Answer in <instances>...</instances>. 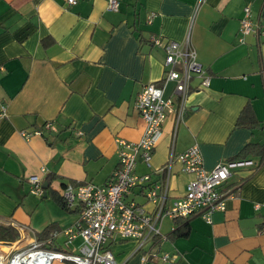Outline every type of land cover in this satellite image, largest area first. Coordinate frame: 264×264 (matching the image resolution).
I'll return each mask as SVG.
<instances>
[{
	"label": "crops",
	"instance_id": "obj_1",
	"mask_svg": "<svg viewBox=\"0 0 264 264\" xmlns=\"http://www.w3.org/2000/svg\"><path fill=\"white\" fill-rule=\"evenodd\" d=\"M194 2L119 0L114 11L106 0H0V249L24 247L75 222L78 208L59 201L67 181L103 184L112 176L116 138L136 141L144 129L137 93L163 75L165 54L150 36L182 42ZM245 5L264 25V0H206L200 7L190 40L209 84L192 78L183 118L175 124L168 114L150 166L140 157L135 166L136 173L161 179L155 168L193 144L207 169L244 159L219 187L232 192L226 208L214 211L210 222L190 217L183 235L170 236L177 223L164 219L166 238L158 248L171 253L170 261L143 262L133 239L110 241L119 264H264V33L238 40ZM149 11L155 16L147 23ZM172 89L170 81L164 96L174 98ZM245 109L252 125L237 124ZM46 120L51 127L42 134H20ZM171 169L169 194L180 197L192 174L178 161ZM30 174L47 182L45 195L30 192ZM142 194L135 187L126 199L149 207ZM63 238L59 233L57 247ZM80 241L77 236L73 244Z\"/></svg>",
	"mask_w": 264,
	"mask_h": 264
},
{
	"label": "built area",
	"instance_id": "obj_2",
	"mask_svg": "<svg viewBox=\"0 0 264 264\" xmlns=\"http://www.w3.org/2000/svg\"><path fill=\"white\" fill-rule=\"evenodd\" d=\"M65 1L67 4L76 2ZM205 2L195 0L182 42L168 39L160 33L151 34L152 44L161 47L165 54L163 75L160 82L146 83L137 93L135 106L144 121V129L136 141L116 138L119 162L112 176L103 184L67 181L60 194L68 208H78L75 222L61 232L51 229L45 237L33 238L24 247L0 249V264H51L54 260H68L75 264H119L109 242L123 238L134 240V251L140 252L143 262L170 261L173 258L171 253L158 248L159 242L166 238L161 233L164 219L173 221L199 215L210 222L214 211L226 208L225 200L232 192L219 187L232 174L231 168L247 162L244 159L222 160L207 169L198 145L193 144L182 152L170 153L167 160L155 168V174L162 176L161 179H153L151 173L135 172L138 157L150 166L152 151L163 133L162 125L168 114L174 113L175 124L183 118L192 78H199V86L209 84L210 75L197 59L190 40L195 16ZM106 5L115 11L119 0H106ZM154 16L155 11H149L145 22H151ZM252 32L264 33V25L251 18V9L245 5L240 18L238 40L243 42L245 35ZM170 81L173 82L174 98L164 96V89ZM4 109L2 106L1 115ZM50 127L51 122L46 120L31 130H20V134L29 139ZM174 161L181 164V170L191 173L192 178L186 183L183 195L172 198L168 190V178ZM40 170L45 172L46 168L41 167ZM27 181L31 193L41 195L44 192L38 174H30ZM135 187H140L149 207L135 199H126ZM258 205L256 203L255 207ZM59 233L64 237L63 247L55 244ZM77 236L81 241L74 245L73 240Z\"/></svg>",
	"mask_w": 264,
	"mask_h": 264
},
{
	"label": "trees",
	"instance_id": "obj_3",
	"mask_svg": "<svg viewBox=\"0 0 264 264\" xmlns=\"http://www.w3.org/2000/svg\"><path fill=\"white\" fill-rule=\"evenodd\" d=\"M247 112V109L242 110L240 115L238 116V119H237V124H247V125H252L253 124V121L250 120V118L247 116L246 114ZM249 146V144L247 145ZM234 158H232L233 160ZM237 159V158H235ZM64 185V184H63ZM59 201L61 203V205L66 208V209H70L68 208L64 201H63V198L61 196V194L59 193ZM192 217V216H190ZM190 217H187V218H176L174 219L173 221L177 223V225L171 229V233H169L170 236H173V235H183L187 232L188 230V220L190 219ZM40 238V237H39Z\"/></svg>",
	"mask_w": 264,
	"mask_h": 264
},
{
	"label": "water",
	"instance_id": "obj_4",
	"mask_svg": "<svg viewBox=\"0 0 264 264\" xmlns=\"http://www.w3.org/2000/svg\"><path fill=\"white\" fill-rule=\"evenodd\" d=\"M42 186L44 187V189L47 187V182L46 181H43L42 182ZM46 193H45V191L43 192V195H45Z\"/></svg>",
	"mask_w": 264,
	"mask_h": 264
},
{
	"label": "rangeland",
	"instance_id": "obj_5",
	"mask_svg": "<svg viewBox=\"0 0 264 264\" xmlns=\"http://www.w3.org/2000/svg\"><path fill=\"white\" fill-rule=\"evenodd\" d=\"M54 261H55V260H54ZM54 261H53V262H54ZM53 262H52V263H53ZM52 263H51V264H52Z\"/></svg>",
	"mask_w": 264,
	"mask_h": 264
}]
</instances>
